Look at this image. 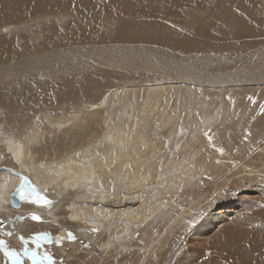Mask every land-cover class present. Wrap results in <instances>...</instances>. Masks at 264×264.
I'll return each mask as SVG.
<instances>
[{
    "label": "bare ground",
    "instance_id": "6f19581e",
    "mask_svg": "<svg viewBox=\"0 0 264 264\" xmlns=\"http://www.w3.org/2000/svg\"><path fill=\"white\" fill-rule=\"evenodd\" d=\"M258 37L264 0H0L2 226L96 228L75 264H264ZM20 176L51 207L12 208Z\"/></svg>",
    "mask_w": 264,
    "mask_h": 264
},
{
    "label": "rangeland",
    "instance_id": "374dc122",
    "mask_svg": "<svg viewBox=\"0 0 264 264\" xmlns=\"http://www.w3.org/2000/svg\"><path fill=\"white\" fill-rule=\"evenodd\" d=\"M259 38V37H258ZM260 40L261 39H264V37H260L259 38ZM259 39H258V50H260V49H262V48H264V41L263 42H260L259 41ZM95 42H97V44H95V45H99V44H103V43H99V41H95ZM70 45V44H69ZM75 45V44H74ZM74 45H70V46H74ZM78 45V44H77ZM77 45H75V46H77ZM69 46V47H70ZM71 48V47H70ZM73 48V47H72ZM142 81H143V79L140 81V80H138L136 83L137 84H139V86H143L146 82H143L142 83ZM75 84L76 83H72L71 84V86L73 87V89L74 90H76V91H82V87L81 86H79L78 84H76V86L77 87H75ZM84 90H85V88H84ZM95 92H99V91H97V90H95ZM254 190V189H253ZM257 191V192H256ZM254 192H255V194H252V195H250V194H248V191H247V193H243L245 196H247L246 197V202L248 203V205L250 206L249 207V209H250V215H251V218H252V220H254V221H257L258 220V218L259 217H262L263 215H264V210H263V206H264V195L261 193V192H264V189H263V191H261V187L259 188V186H258V189H255L254 190ZM242 194V195H243ZM241 195V196H242ZM255 197H257L258 199V201H256V199H255ZM252 199H254V200H252ZM218 202H220V201H217L216 203H215V205L218 203ZM253 208V209H252ZM60 211H61V209H60ZM31 212H29L27 215H26V218L30 221V224H29V227L26 225V226H21V228H20V226L19 225H21L20 224V222L18 221V222H15L14 221V223H10L9 225H7L6 224V226L4 225L3 226V228L2 229H0V240H3L7 245H8V247L10 248V249H12V250H15V251H22L23 250V242H22V240H21V237H23L24 239H27V240H29V244H31V245H33L32 247L34 248V247H36L33 243H31V237H33V236H35V235H37V234H40V233H48L49 234V236L50 237H52V240H50V241H45L44 243H42L41 245H40V247L38 248L39 250H40V253H44V252H48V253H50L51 255H52V258H53V260L55 261V264H75V263H73V260H74V262H76L77 263V261L75 260V259H73V254H75V258H81L83 255H93V253H94V248H93V244L91 243V242H89V240L87 239V237H85V236H83L85 233H87V234H89V238H91V240L92 241H96V239H97V237H98V235H97V233L95 232V233H93L91 230H89V229H87L86 230V232L83 230L82 231V228L80 227V228H77V227H79V226H75V225H73V224H69V225H66V227L63 225V226H61L60 228H62V229H64L65 230V232H71L73 235H75L76 236V240L75 241H69L68 239H65V238H63L62 239V241H61V243L60 244H56L55 243V238L54 237H56V235H58L56 232H57V228H58V226H57V224L54 222V224L53 223H51L50 224V222L47 220V219H43L40 215V217H41V219L39 220V221H33L32 219H31ZM209 213H205L204 215L206 216V215H208ZM61 218H66L67 216L64 214V212L63 211H61V216H60ZM202 221V218H199V220L196 222V226L200 223ZM45 222V223H44ZM47 222V223H46ZM62 222H65V220L64 221H62ZM33 223H35V224H37L36 226H35V228L38 226V223L39 224H46V225H50V228L48 229V231H40L39 230V228L37 227L36 229L33 227L34 226V224ZM13 226H12V225ZM31 224L33 225V226H31ZM52 224H53V226H52ZM226 224H224V226H225ZM12 226V227H11ZM15 226V227H14ZM68 226V227H67ZM72 226V227H71ZM75 226V227H74ZM22 227H24L25 229L26 228H28V229H22ZM68 228H69V230H68ZM51 229V230H50ZM67 229V230H66ZM212 229H214V228H212ZM212 229H209V231L208 232H210V230H212ZM3 230V231H2ZM6 230V231H5ZM22 230V231H21ZM38 230H39V232H38ZM19 233H18V232ZM25 233H24V232ZM29 231V232H28ZM216 230L214 229V231H212V232H214V233H206L207 235H206V237L204 238V237H202V236H197V237H195L194 238V240L196 241V243H194L195 244V247L197 248H191L192 250V252L194 253L196 250H200L199 252L201 253V254H197V257H199V259L200 258H202V252H204L207 248H209V246H208V244H204V242L202 241V238L205 240V239H208V238H210L209 236H213V237H215L216 235H217V231L215 232ZM8 232H11L12 233V235L11 236H8V235H6V233H8ZM192 234V233H191ZM94 238H93V237ZM211 236V237H212ZM212 237V238H213ZM17 238V239H16ZM200 242H199V241ZM18 241H21L22 243H20L21 245H19V243H18ZM78 243H80V244H78ZM206 246V247H202L201 245H203V244ZM79 246H78V245ZM198 244V245H197ZM76 245V246H75ZM87 245V246H86ZM199 247V245H200V248H198L197 246ZM30 246V245H29ZM28 246V247H29ZM73 246H75V247H77V249H81V250H79L80 252H73V250H74V248H73ZM202 248V249H201ZM87 250V251H86ZM82 252V253H81ZM191 252V253H192ZM196 252H198V251H196ZM81 253V254H80ZM85 253V254H84ZM191 253H189V254H191ZM83 254V255H82ZM69 256V260H67V258H65L64 259V256ZM193 257H196V254H194L193 255ZM196 257V258H197ZM86 259V258H85ZM85 259H83V260H85ZM88 259H90V257H88ZM67 260V261H66ZM72 260V261H71ZM68 261H70V262H68ZM196 263V262H195ZM0 264H10V262L3 256V253L2 252H0ZM23 264H31V261H29V260H27V258L25 257L24 258V261H23ZM78 264H81V261H80V263L78 262Z\"/></svg>",
    "mask_w": 264,
    "mask_h": 264
},
{
    "label": "snow or ice",
    "instance_id": "6c2138e0",
    "mask_svg": "<svg viewBox=\"0 0 264 264\" xmlns=\"http://www.w3.org/2000/svg\"><path fill=\"white\" fill-rule=\"evenodd\" d=\"M229 99H231L229 97ZM250 100H252V97H249ZM253 103H256L255 100H252ZM260 111L264 113V103H261L259 105ZM205 136L209 137V141L211 142V137L207 132L204 133ZM218 152H223V149H217ZM10 173L12 172L11 169H7ZM19 175V174H17ZM46 191V190H45ZM16 196H18L19 200L21 201H27L30 204L33 205H43L51 207V205L54 203L53 200H50L46 198L45 195H43L35 186L32 185L30 180L27 177L20 176V184L15 189ZM31 219L33 221H39L41 217L35 213L31 214ZM71 219L75 220L76 217H71ZM93 233L97 232L98 230L96 228L91 229ZM6 235L11 236L12 233L8 232ZM62 237H55V243L60 244L62 241ZM67 239L69 241H75L76 236L73 235L71 232H68ZM21 240L23 242V250L22 251H15L8 247V245L3 241L0 240V252L3 253V256L10 262V264H23L24 258L26 257L27 260L31 261V264H55V261L52 258V255L48 252L40 253L37 251V249L40 247L42 243L45 241L52 240V237L49 236L48 233H40L33 237H31V243H33L36 247L35 248H29V240L24 239L21 237ZM87 246V245H86Z\"/></svg>",
    "mask_w": 264,
    "mask_h": 264
},
{
    "label": "water",
    "instance_id": "95a60500",
    "mask_svg": "<svg viewBox=\"0 0 264 264\" xmlns=\"http://www.w3.org/2000/svg\"><path fill=\"white\" fill-rule=\"evenodd\" d=\"M13 172V171H12ZM20 184V183H19ZM19 184H18V186H19ZM17 186V187H18ZM16 187V188H17ZM15 188V189H16ZM15 189H14V191L12 192V194L10 195V199H9V204H10V206L12 207V208H14V209H18L19 207H20V205H21V200H19V198H18V196H16L14 193H15ZM17 220H19V221H21V218L20 217H18L17 218ZM0 226H2V222L0 223ZM3 227V226H2ZM1 228V227H0Z\"/></svg>",
    "mask_w": 264,
    "mask_h": 264
}]
</instances>
